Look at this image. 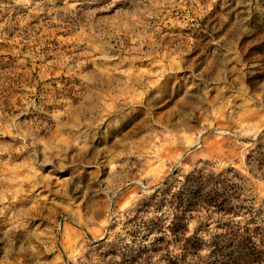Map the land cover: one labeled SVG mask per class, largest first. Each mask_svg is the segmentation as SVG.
I'll list each match as a JSON object with an SVG mask.
<instances>
[{"label":"rangeland","instance_id":"rangeland-1","mask_svg":"<svg viewBox=\"0 0 264 264\" xmlns=\"http://www.w3.org/2000/svg\"><path fill=\"white\" fill-rule=\"evenodd\" d=\"M197 170L237 213L184 254L147 202ZM237 230L264 264V0H0V264H230Z\"/></svg>","mask_w":264,"mask_h":264},{"label":"trees","instance_id":"trees-1","mask_svg":"<svg viewBox=\"0 0 264 264\" xmlns=\"http://www.w3.org/2000/svg\"><path fill=\"white\" fill-rule=\"evenodd\" d=\"M201 174V170H197L195 172H190L184 176V183L192 184V186L190 187L191 191L187 198L177 201L175 205L167 203L165 197H159V195H161V191L159 189H156L154 191V193L149 197V201L147 202L149 203L151 202V200L156 199V202L153 206L156 211L161 212L160 217H155V219L151 221V224L149 226L150 231H152L153 229L155 230V232H159L160 234L169 235V243H171L173 247L179 246V248L184 251V254L188 252L197 253L199 250H201V247L204 244L203 239L199 237L196 232L188 234L189 232L187 229L186 215L189 212H192L196 208L205 205L211 206L215 208V210L223 214L232 215L237 213V211L235 212L233 210V205L229 201V197H225L226 195L224 194V183L222 182L223 184H221L220 182H218L217 178L212 174L206 173L203 176H201ZM197 181H200V184L203 185L202 188L200 186H197ZM203 188H205L204 191ZM170 205H172V210L174 211H172L171 213L168 224H161V219L165 216V213L162 212V208L164 206ZM156 240L163 241L164 236H160L156 238ZM212 242H214L213 251L217 252L216 247L219 244V241H215V239H213ZM224 242L229 244L225 246V249L228 252L230 264H249L248 262L250 260L248 259V257L250 255V249L248 244L250 242V237H248L246 233H240L237 230L235 233H230L227 237H225ZM174 258L175 260L172 263L177 264V262L180 260L177 257ZM182 260L184 261V259Z\"/></svg>","mask_w":264,"mask_h":264}]
</instances>
